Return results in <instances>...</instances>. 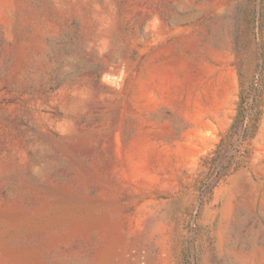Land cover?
Segmentation results:
<instances>
[{
    "label": "rangeland",
    "instance_id": "rangeland-1",
    "mask_svg": "<svg viewBox=\"0 0 264 264\" xmlns=\"http://www.w3.org/2000/svg\"><path fill=\"white\" fill-rule=\"evenodd\" d=\"M0 264H264V0H0Z\"/></svg>",
    "mask_w": 264,
    "mask_h": 264
}]
</instances>
